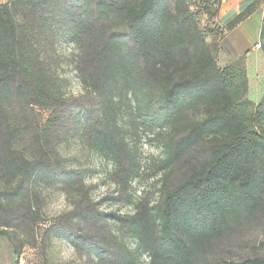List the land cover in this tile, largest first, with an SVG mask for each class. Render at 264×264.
Returning a JSON list of instances; mask_svg holds the SVG:
<instances>
[{
  "label": "trees",
  "instance_id": "16d2710c",
  "mask_svg": "<svg viewBox=\"0 0 264 264\" xmlns=\"http://www.w3.org/2000/svg\"><path fill=\"white\" fill-rule=\"evenodd\" d=\"M198 3L0 2V237L12 264H21L30 244L19 240L18 227L42 220L34 202L43 187L65 193L72 210L59 220L58 235L92 264H207L202 250L234 223L264 218V93L258 102L248 97L243 57L218 65L217 46L207 40L216 25L201 22L216 24L222 0ZM260 7L264 0H254L219 33ZM59 42L75 49L68 59L79 96L66 93ZM140 128L165 134L164 168L184 161L185 169L154 203L134 213L107 210L60 146L88 143L129 184L139 171L127 136Z\"/></svg>",
  "mask_w": 264,
  "mask_h": 264
},
{
  "label": "rangeland",
  "instance_id": "374dc122",
  "mask_svg": "<svg viewBox=\"0 0 264 264\" xmlns=\"http://www.w3.org/2000/svg\"><path fill=\"white\" fill-rule=\"evenodd\" d=\"M5 1L7 0H0ZM191 1L197 9L199 0ZM201 24L210 28L216 25L215 32L209 34L207 40L213 47L217 46L214 52L221 68L243 57L249 86L248 97L258 102L264 93V48L260 45L255 48L258 42L263 41L264 44V38H260V17L254 16L239 30L231 32L228 40L225 39L226 35L219 33L221 24L218 21L216 24H207L203 17ZM57 49L63 57L61 65L67 78L66 93L79 96L83 90L81 82L68 59L75 49L73 45L64 42H59ZM163 138L164 133L145 132L141 128L128 132L127 139L136 155L139 171V176L129 184L118 182L113 164L88 143L72 139L60 146V152L83 171L95 202H101L107 210L134 213L141 203H154L163 190L179 180L185 169L184 161L172 170L164 168L161 162L164 158ZM111 198L118 201L114 203ZM34 205L41 208L42 220L33 226L28 218L17 229L19 240L30 243L19 257L21 264H92L86 255L77 251L68 238L58 235L59 220L72 210L65 193L58 188L43 187L41 196L35 200ZM35 242L37 244L33 246ZM202 255L207 264L264 258V218H249L234 223L213 245L203 249ZM14 259L8 240L0 237V264H12ZM143 260L145 262L147 258Z\"/></svg>",
  "mask_w": 264,
  "mask_h": 264
},
{
  "label": "crops",
  "instance_id": "0c3cea01",
  "mask_svg": "<svg viewBox=\"0 0 264 264\" xmlns=\"http://www.w3.org/2000/svg\"><path fill=\"white\" fill-rule=\"evenodd\" d=\"M254 0H222V4L220 6V10L218 13L217 21L224 25L228 23L230 20H232L236 15H238L241 11H243L250 3H252ZM263 7H260L257 9L250 17H248L246 20H244L242 23H240L236 28L231 30L226 34L227 37L225 39L228 40V35L231 34V32H235L240 29V27L244 26L245 23L253 18L254 16L260 17V28L262 24V18L264 15ZM259 45L256 43L255 48H257Z\"/></svg>",
  "mask_w": 264,
  "mask_h": 264
}]
</instances>
